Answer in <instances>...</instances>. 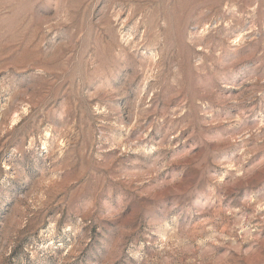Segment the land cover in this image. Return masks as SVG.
<instances>
[{
    "label": "rangeland",
    "instance_id": "374dc122",
    "mask_svg": "<svg viewBox=\"0 0 264 264\" xmlns=\"http://www.w3.org/2000/svg\"><path fill=\"white\" fill-rule=\"evenodd\" d=\"M0 264H264V0H0Z\"/></svg>",
    "mask_w": 264,
    "mask_h": 264
}]
</instances>
